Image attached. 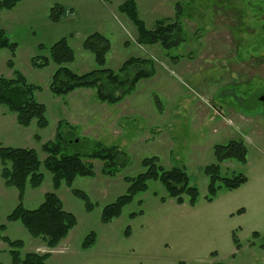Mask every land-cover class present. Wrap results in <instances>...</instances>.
Segmentation results:
<instances>
[{
  "label": "rangeland",
  "instance_id": "1",
  "mask_svg": "<svg viewBox=\"0 0 264 264\" xmlns=\"http://www.w3.org/2000/svg\"><path fill=\"white\" fill-rule=\"evenodd\" d=\"M125 1L21 0L11 10H0V31L18 45L15 53L0 50V77L15 78L20 71L38 86L35 99L46 106L48 121L45 128L36 121L22 127L17 115L0 105V147L35 149L44 162L43 145L63 125V132L75 133L81 152L101 143L124 154L115 175L103 172L104 162L85 159L93 164L94 176L77 177L72 186L64 183L56 190L77 225L54 249L20 222L8 221L20 204L19 192L6 186L0 160L4 235L24 242L22 256L50 253L45 264H264V0H134L148 29L162 19L176 20L180 11L184 41L171 49L138 43L137 28L119 10ZM56 5L68 13L59 22L50 19ZM96 32L111 44L104 68L118 73L130 58L149 59L154 75L115 104L101 101L94 88L53 94L50 84L58 66L51 62L37 68L33 58L41 62L54 43L66 38L76 56L69 64L72 71L81 75L99 69L84 48ZM233 140L245 143L246 162L225 160L220 174H243L247 181L234 190L219 182L209 200L205 169L217 164L215 146ZM150 157L165 169H185L199 192L196 203L184 195V204H178L160 181H150L120 217L103 223L104 208L127 192L126 177L143 172L142 161ZM41 172L42 185L26 187L22 203L27 209H36L46 193L55 191L52 173L44 165ZM74 189L88 194L92 211ZM92 232L95 243L84 249ZM9 249L0 242V264H13Z\"/></svg>",
  "mask_w": 264,
  "mask_h": 264
},
{
  "label": "trees",
  "instance_id": "2",
  "mask_svg": "<svg viewBox=\"0 0 264 264\" xmlns=\"http://www.w3.org/2000/svg\"><path fill=\"white\" fill-rule=\"evenodd\" d=\"M20 1L0 0V10H11ZM119 10L137 28L139 44H159L164 49H171L184 41L182 25L178 20L180 11L176 14V20L162 19L157 21L154 29H148L139 17L134 0L125 1L119 6ZM66 13L64 7L56 5L51 9L50 19L53 22H59ZM17 46V43L10 41L4 31H0V50L9 49L15 53ZM84 48L95 56L96 63L101 68L81 75L72 71L69 64L75 61L76 56L66 38L54 43L48 50L49 55L42 57L41 62L36 61L37 57L33 58L32 64L37 68L46 67L51 62L58 66L50 84L53 94L65 95L77 88H94L101 101L115 104L133 91L140 80L154 75L155 68L149 59L130 58L122 65L118 73L104 68L111 44L109 39L101 33L89 35L84 41ZM10 66H13L11 62ZM14 74L15 78L0 77V105L6 107L11 113H15L17 123L22 127H29L33 121H36L39 128L47 127L46 106L38 102L34 95L39 87L30 84L20 71ZM71 129L74 130V128ZM76 139L75 133L66 134L63 132V125L59 126L55 139L43 145V150L47 154L44 162L40 160L35 149L0 147L1 176L7 187L18 190L20 200V204L7 219L10 222H20L31 236L40 238L48 249L56 248L77 225L76 216L64 208L56 190L64 183L69 187L72 186L77 177L94 176L93 164L85 159L104 162L103 172L111 176L115 175L119 167L123 165L124 154L117 146L97 143L90 151L81 152L76 149L80 143ZM214 152L217 164H211L205 169V173L210 178L209 200H212L218 192L219 182H222L227 189L234 190L247 181L243 174L232 178L222 177L220 174V163L225 160L246 162L247 147L242 140H233L226 145H216ZM42 165L52 173L55 191L46 193L44 201L36 209H27L22 203L26 187L30 185L32 188H38L42 185L44 181ZM141 165L144 168L143 172L136 177H126L129 184L127 192L104 208L101 218L103 223H109L120 217L123 209L133 202L137 194L148 190L150 181H160L169 197L174 198L178 204H184V195H188L191 205L196 203L199 192L190 185L185 169L181 167L165 169L158 164L157 157L145 158ZM73 194L85 203L88 212L92 211L94 205L88 194L78 189H74ZM131 216H136V213ZM5 230L6 225L0 223V242H5L10 247L9 254L13 264H45L50 253L28 252L22 256L24 242L5 236ZM127 233L130 231L127 230ZM95 240V233L92 232L85 238L82 247L84 249L91 247Z\"/></svg>",
  "mask_w": 264,
  "mask_h": 264
},
{
  "label": "water",
  "instance_id": "3",
  "mask_svg": "<svg viewBox=\"0 0 264 264\" xmlns=\"http://www.w3.org/2000/svg\"><path fill=\"white\" fill-rule=\"evenodd\" d=\"M261 100H264V98H262Z\"/></svg>",
  "mask_w": 264,
  "mask_h": 264
},
{
  "label": "crops",
  "instance_id": "4",
  "mask_svg": "<svg viewBox=\"0 0 264 264\" xmlns=\"http://www.w3.org/2000/svg\"><path fill=\"white\" fill-rule=\"evenodd\" d=\"M74 10V9H73ZM72 13H74V12H72Z\"/></svg>",
  "mask_w": 264,
  "mask_h": 264
}]
</instances>
